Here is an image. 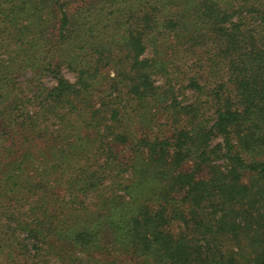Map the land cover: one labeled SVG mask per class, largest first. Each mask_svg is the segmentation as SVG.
<instances>
[{
  "label": "trees",
  "instance_id": "trees-1",
  "mask_svg": "<svg viewBox=\"0 0 264 264\" xmlns=\"http://www.w3.org/2000/svg\"><path fill=\"white\" fill-rule=\"evenodd\" d=\"M128 1L91 0L74 9L70 0H0V264H35L25 258L42 255L43 245L54 249L52 239L86 252L91 264H264V157L242 155L264 149V0H241L263 23L259 37L241 27L247 15L230 0L229 7L218 0ZM159 29L190 46L216 33L232 57V89L206 92L215 105L209 127L198 107L187 106L191 117L171 138L131 135L140 144L124 161L131 176L121 183L111 170H125L114 143L126 135L116 139L111 125L96 124L123 125L138 105L166 99L150 78L154 62L139 59ZM112 62L115 77L103 80L101 64ZM62 64L76 82L62 76ZM46 74L54 84L42 82ZM189 86L204 90L193 78ZM54 118L64 127L50 133L46 123ZM88 128L91 136L80 135ZM216 135L223 140L218 152L209 148ZM187 158L194 165L184 169ZM36 160L53 167L29 172ZM203 166L209 176L200 175ZM107 180L121 193L82 216L88 206L73 205L79 192L98 195ZM96 251L112 261L98 260Z\"/></svg>",
  "mask_w": 264,
  "mask_h": 264
},
{
  "label": "rangeland",
  "instance_id": "rangeland-1",
  "mask_svg": "<svg viewBox=\"0 0 264 264\" xmlns=\"http://www.w3.org/2000/svg\"><path fill=\"white\" fill-rule=\"evenodd\" d=\"M85 1L91 0H70L68 5L75 9L80 5H85ZM204 1L199 0V3L201 4ZM230 1H232L236 6L242 5L240 7L242 9V13L247 15L246 17L248 19L244 24L241 25V27L245 25V27H247V31L249 29H253L256 34L259 33V25L263 24L260 18H258L253 11L248 9L247 4L243 5L241 0ZM230 1L218 0V3L222 7H229L228 3L230 4ZM134 3V0H129L127 2L129 6H132ZM56 21L57 20L54 17L50 23H53L55 26ZM50 23L49 32H52L54 31V28H52V24ZM163 32H166V35L163 34ZM167 32L168 31L159 29L157 38L155 40L148 38V44L139 58L142 60L147 58L151 62H154V65L152 68H150V78L156 86H159V90L166 93V99L155 105H138L132 112H130L131 115L128 116V120L123 121V125L113 126L111 123L108 124V122L105 121H101L103 123L98 122V124H96L101 129H106L105 125H108V127L111 125L113 130H111V134L109 135L115 137L116 139L118 138L116 136L118 133H123L126 135V140L119 138L114 143L116 150L119 153L120 163L123 164L120 165L119 169L126 168L125 166L127 165H124V161H129L131 157H135L137 146L140 144L138 141H135V138H129L131 135H135L134 137L138 138H148V136L171 138L173 135L179 132L180 128L186 125L185 118L187 116L191 117V114L187 115L185 112L184 107L187 106L198 107L197 113L199 118H203L205 120L204 124L208 125L209 127L214 121L213 112L215 105L211 100V96L207 93L217 90L218 86L221 84H225L226 88L228 87L232 89L229 80V62L232 57L229 56L231 54L227 51L223 41L216 33H210L207 31L205 35H200L199 39L193 46H190L191 42L178 39L173 34V32ZM201 33L203 34V32ZM257 35L259 37L261 34ZM125 65H127V63H125ZM128 67L129 66H126L125 70H127ZM115 68H117L115 62H112V64L108 65L102 63L100 72L103 76V80L115 77V71H117ZM61 72L62 76L69 82H76V72L69 69L65 64H62ZM191 78L195 79L201 86H203L204 90L201 93L196 92L192 87L189 86V81ZM42 82L45 85H51L55 83V80L51 74H46V76H43ZM171 99L175 102V111H173L170 107ZM96 106L97 103L95 102L93 104L91 103L88 108L90 110H94ZM35 109L36 107H33V110ZM45 117L39 119H43V122H45ZM192 119H195L196 122L198 120L197 115H194ZM46 124L48 125L46 126L48 128L45 127V130L50 131V133L55 132L57 125L64 127V123L58 122L56 118L48 121ZM83 134L84 137H88V135L91 136L93 133L91 128H88L82 130L80 135ZM53 137H55V135H53ZM234 143L235 148L238 149L240 144H238V138L236 135ZM219 145L220 147H223V140L221 136H213L209 142V148L216 149L218 152L220 147L217 146ZM169 153L173 154L172 149L169 150ZM242 155L246 160H249L251 155L255 156L256 158H261L264 157V149L263 152H260L259 154L242 153ZM212 158L214 159V163L220 165L221 167H225L226 164H228L227 159L224 157L216 158L215 155H212ZM193 165V160L187 158L182 161L180 166H182L184 169H187ZM48 167H53V164L49 166L48 164H43V162H38L36 160L34 164L28 165V170L29 172H36L39 170L44 171L45 169H48ZM111 172L113 174L118 173V175L120 173L121 178L119 179L117 175V177L115 176V179L121 183H126L131 176V170H129V168L120 171H118L117 168H112ZM200 175L205 177L206 175L209 176V168L203 166ZM25 183L26 182H24L23 185ZM109 184L110 181H105L104 185H106V187H103L98 195H96L93 191L85 194L79 192V196L76 198V202H74L73 205L77 208H79L80 204L82 203L88 206L86 211L81 212L82 216H85L86 213L91 214V211H94L93 208H95L94 204L97 200L101 201L102 197L121 193V190H118V186L116 184L114 186H108ZM19 188L20 187H16V190ZM101 193L102 195L100 196ZM175 223L177 226H179L178 221ZM178 230L179 227L176 231ZM48 242L53 246H56L57 244V246L54 249H50L45 245L42 247L40 243H38L42 247V250H39L42 252V255H37L35 259H32V257H26L25 259H28L27 262H35V264H91L89 260L91 258L86 252L75 251L65 243L64 246L59 245L62 242L61 240L52 239ZM45 248H47L49 251H45ZM14 250L16 251V249ZM92 256L96 257L98 260H104L108 263H110L113 259L112 256H107L106 254H102L99 251L94 252ZM121 259L124 261L125 257H122ZM116 261L120 262V258H118Z\"/></svg>",
  "mask_w": 264,
  "mask_h": 264
}]
</instances>
